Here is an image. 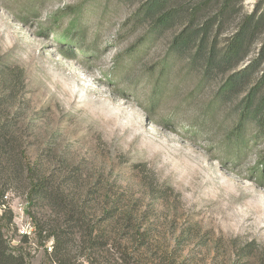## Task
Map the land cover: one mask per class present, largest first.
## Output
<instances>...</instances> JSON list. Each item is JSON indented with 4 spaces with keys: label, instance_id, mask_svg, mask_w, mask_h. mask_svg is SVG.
I'll use <instances>...</instances> for the list:
<instances>
[{
    "label": "rangeland",
    "instance_id": "rangeland-1",
    "mask_svg": "<svg viewBox=\"0 0 264 264\" xmlns=\"http://www.w3.org/2000/svg\"><path fill=\"white\" fill-rule=\"evenodd\" d=\"M150 1L0 0V67L7 72L0 73V99L16 154L37 162L38 176L53 174L75 190L98 227H121L126 212L134 227H149L133 264H264V167L257 169L264 132L246 124L249 145L241 154L234 149L246 92L220 97L229 71L204 79L214 37L199 55L197 34L187 46L173 45L187 25L197 33L214 19L219 3L194 16L202 0H169L148 11ZM257 2H236L216 53ZM171 10L175 17L158 24ZM13 177L0 187L9 188L14 223L4 227H12L16 245L21 227L34 225L32 215L53 223L58 213L42 200L31 206L26 175ZM107 211L115 213L112 226L101 223ZM29 238L23 247L33 264H62L50 254L52 240ZM116 241L112 234L95 264H123Z\"/></svg>",
    "mask_w": 264,
    "mask_h": 264
},
{
    "label": "trees",
    "instance_id": "trees-1",
    "mask_svg": "<svg viewBox=\"0 0 264 264\" xmlns=\"http://www.w3.org/2000/svg\"><path fill=\"white\" fill-rule=\"evenodd\" d=\"M168 1L151 0L147 9L148 11L158 10ZM216 1L219 3V10L214 19H205L201 27L197 29V33L193 31V25H187L175 38L173 45L187 46L192 36L197 34L200 37L197 50V55H199L205 42L214 37V44L205 58L204 79H208L214 71H229L230 73L219 88L220 97L227 99L233 95H239L244 90L246 92L238 108L240 111L238 130L230 138L236 140L237 144L234 145V149L241 154L249 145L242 134L246 124H256L258 130L264 132V0H258L250 13L242 14L220 53L215 51L217 39L223 33L227 16L236 7V2H242V0H202L195 7L194 16ZM173 17H175V11L164 12L157 20L158 24L165 25ZM214 27L217 28L215 35L211 33ZM257 40H260L259 47L254 57L242 66L241 64L250 54V48ZM5 67V64L1 65L0 73H7ZM3 104L4 99H0V182L14 179V177L10 178L12 176H24L25 174L30 185L28 197L31 206L36 205L35 201L42 200L50 209L58 213L53 223L46 221L45 223L36 215H32L38 241H45L47 245V242L52 240L53 246L50 254L62 264H71L72 259L76 258L95 264L99 261L102 252L113 245L111 239L112 234H115L117 240L115 246L122 249L123 264H133L131 258H134V255L149 242L151 234L149 227H134L131 212L122 215L121 227H98L92 223L85 207L86 201L81 203L75 196V190L69 189L62 182L59 183L53 174L38 176L36 174L37 162L27 161L16 154V142L12 138L14 130L10 124L12 118L4 119V116H8L9 113L2 112ZM260 166L264 167V156L258 162V171H260ZM8 191V187H0V205L2 204L3 207L0 215V264H33L23 247L30 241L29 236L20 234L19 243L13 245L15 238L9 237L7 233L12 227H4L6 220L8 226L14 223L13 212L7 209L5 204ZM28 212L30 213V210ZM107 212L101 223L112 226L115 222V213ZM74 241L78 242L77 247L80 248L77 255L72 254V242Z\"/></svg>",
    "mask_w": 264,
    "mask_h": 264
},
{
    "label": "built area",
    "instance_id": "built-area-1",
    "mask_svg": "<svg viewBox=\"0 0 264 264\" xmlns=\"http://www.w3.org/2000/svg\"><path fill=\"white\" fill-rule=\"evenodd\" d=\"M22 235H28L29 237L35 233L34 225H23L20 229ZM52 250V246L49 247Z\"/></svg>",
    "mask_w": 264,
    "mask_h": 264
}]
</instances>
